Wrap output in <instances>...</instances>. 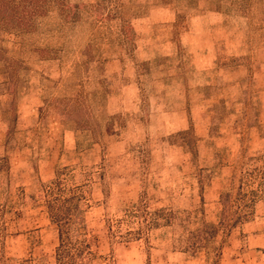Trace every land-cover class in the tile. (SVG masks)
Segmentation results:
<instances>
[{
    "label": "rangeland",
    "instance_id": "1",
    "mask_svg": "<svg viewBox=\"0 0 264 264\" xmlns=\"http://www.w3.org/2000/svg\"><path fill=\"white\" fill-rule=\"evenodd\" d=\"M0 264H264V0H0Z\"/></svg>",
    "mask_w": 264,
    "mask_h": 264
}]
</instances>
